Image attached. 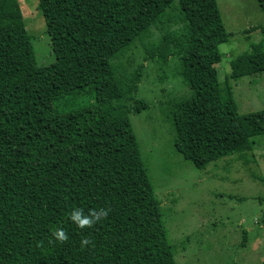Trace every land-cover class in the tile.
Listing matches in <instances>:
<instances>
[{"label": "trees", "instance_id": "1", "mask_svg": "<svg viewBox=\"0 0 264 264\" xmlns=\"http://www.w3.org/2000/svg\"><path fill=\"white\" fill-rule=\"evenodd\" d=\"M37 6L55 55L48 65L37 64L19 0H0V264H177L130 114L146 107L136 96L144 62L165 67L173 57L188 91L169 115L186 161L204 169L264 133V109L240 115L213 64L214 47L231 36L217 1ZM240 61L237 77L263 71L264 49ZM87 86L93 103L55 110L57 98ZM75 208L107 216L80 229L68 219ZM58 228L67 241L54 238Z\"/></svg>", "mask_w": 264, "mask_h": 264}, {"label": "rangeland", "instance_id": "2", "mask_svg": "<svg viewBox=\"0 0 264 264\" xmlns=\"http://www.w3.org/2000/svg\"><path fill=\"white\" fill-rule=\"evenodd\" d=\"M228 40L216 45L213 61L223 82L232 85L240 115L264 109V70L237 77L232 63L264 49V12L258 0H216ZM38 65L55 60L37 0H19ZM175 58L161 67L145 61L136 93L145 108L130 114L168 241L177 264H264V133L250 150L197 169L176 150L171 103L188 88L174 70ZM245 63L240 72L245 71ZM92 86L54 101L57 112L93 103Z\"/></svg>", "mask_w": 264, "mask_h": 264}, {"label": "clouds", "instance_id": "3", "mask_svg": "<svg viewBox=\"0 0 264 264\" xmlns=\"http://www.w3.org/2000/svg\"><path fill=\"white\" fill-rule=\"evenodd\" d=\"M107 216V212L104 210H89L87 214L82 209L75 208L69 215L68 219L80 229L91 228L96 223H99ZM54 238L59 242L68 240V235L63 228H58L53 232ZM88 240L82 241V244H87Z\"/></svg>", "mask_w": 264, "mask_h": 264}]
</instances>
